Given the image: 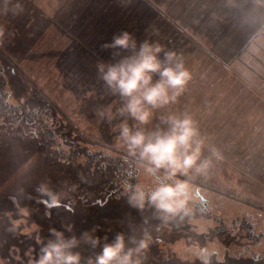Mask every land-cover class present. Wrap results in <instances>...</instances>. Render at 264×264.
<instances>
[{"label":"rangeland","instance_id":"374dc122","mask_svg":"<svg viewBox=\"0 0 264 264\" xmlns=\"http://www.w3.org/2000/svg\"><path fill=\"white\" fill-rule=\"evenodd\" d=\"M14 2L23 5V14L4 15L0 0V25L7 29L1 92L8 109L0 111V264H31L50 229L66 237L96 229L100 245L77 249L84 258L117 233L147 232L152 239L144 264H264V134L233 143L232 128L200 124L198 91L214 85L210 79L201 84L198 75L222 67L166 14L183 16L185 0ZM122 31L138 44L158 41L183 58L191 79L164 111L190 114L206 146L219 152L207 175L194 181L192 215L167 224L120 196L125 180L149 185L151 179L121 146L119 121L96 115L101 107H119L95 64L115 62L114 50L102 46ZM41 182L58 192L75 190L59 208H49L37 190Z\"/></svg>","mask_w":264,"mask_h":264},{"label":"clouds","instance_id":"9594fccd","mask_svg":"<svg viewBox=\"0 0 264 264\" xmlns=\"http://www.w3.org/2000/svg\"><path fill=\"white\" fill-rule=\"evenodd\" d=\"M2 3L4 15L11 12L18 16L24 12L23 5L14 0H2ZM6 32L5 26L0 25V47L5 43ZM7 35L12 37L15 33ZM102 47L114 50L115 62L97 61V78L108 94L118 98L119 107H101L96 115L109 123L119 121L116 129L121 146L151 179L149 185L125 180L120 196L141 214L150 210L161 224L190 217L194 181L207 175L214 160L220 157L214 146H206L190 114L164 111L184 93L191 79L183 58L166 50L158 41L146 38L138 44L127 31L114 35L111 43ZM37 190L46 198L49 208H59L75 186L58 192L41 182ZM65 230L72 232V227ZM95 231L66 237L63 231L50 229V238L40 241L31 264H144L152 239L147 232L127 238L117 233L99 253L82 257L77 250L82 244L93 250L100 245Z\"/></svg>","mask_w":264,"mask_h":264},{"label":"crops","instance_id":"0c3cea01","mask_svg":"<svg viewBox=\"0 0 264 264\" xmlns=\"http://www.w3.org/2000/svg\"><path fill=\"white\" fill-rule=\"evenodd\" d=\"M185 2L182 18L166 14L222 67L198 75L214 85L198 91L200 124L232 128L233 143L257 141L264 134V0Z\"/></svg>","mask_w":264,"mask_h":264},{"label":"trees","instance_id":"16d2710c","mask_svg":"<svg viewBox=\"0 0 264 264\" xmlns=\"http://www.w3.org/2000/svg\"><path fill=\"white\" fill-rule=\"evenodd\" d=\"M5 84H6V82H5L2 74L0 73V111H2V112H8V109L6 108L5 104L2 101L4 99H7V96L5 93L2 94V92H1L4 90Z\"/></svg>","mask_w":264,"mask_h":264}]
</instances>
